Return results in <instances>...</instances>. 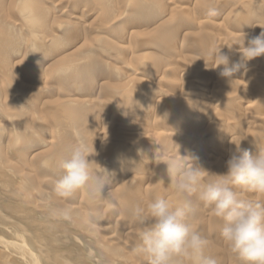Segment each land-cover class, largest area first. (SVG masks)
I'll use <instances>...</instances> for the list:
<instances>
[{
    "label": "rangeland",
    "instance_id": "374dc122",
    "mask_svg": "<svg viewBox=\"0 0 264 264\" xmlns=\"http://www.w3.org/2000/svg\"><path fill=\"white\" fill-rule=\"evenodd\" d=\"M23 1L0 0V264H147L134 251L131 208L180 199L163 162L181 155L191 166L196 157L208 182L238 148L264 149V56L242 62L239 52L244 36L247 46L264 31V0H27L39 16L37 54ZM212 47L229 55L228 67L243 66L222 77ZM81 140L93 178L58 198V162ZM101 165L111 169L105 178ZM53 206L72 218H54ZM191 222L218 264H241L209 207L200 204Z\"/></svg>",
    "mask_w": 264,
    "mask_h": 264
},
{
    "label": "clouds",
    "instance_id": "9594fccd",
    "mask_svg": "<svg viewBox=\"0 0 264 264\" xmlns=\"http://www.w3.org/2000/svg\"><path fill=\"white\" fill-rule=\"evenodd\" d=\"M208 16L218 14L214 6L208 7ZM239 43L241 61L264 56V31ZM216 67L224 65L222 77H231L243 64L229 65V55L221 48L208 51ZM89 152L81 140L68 155L58 162L59 175L54 178L53 193L61 199L70 198L93 178ZM191 157V156H185ZM189 166L183 157H170L165 162L170 177L169 189L180 199L173 203L167 197H159L146 205L136 202L131 211L140 227L139 243L134 251L146 258L147 264H218L217 259L206 253L208 241L196 230L192 219L200 204L209 207L220 218V234L231 253L241 264H264V201L243 198L237 189L264 195V149L258 155L240 150L226 162L227 172L214 175L205 182L208 171L196 160ZM48 166V162H44ZM105 185L97 177V193L102 195ZM195 197V200L191 197ZM46 199L51 200V197ZM54 218L70 220L72 210L55 206L50 213Z\"/></svg>",
    "mask_w": 264,
    "mask_h": 264
},
{
    "label": "bare ground",
    "instance_id": "6f19581e",
    "mask_svg": "<svg viewBox=\"0 0 264 264\" xmlns=\"http://www.w3.org/2000/svg\"><path fill=\"white\" fill-rule=\"evenodd\" d=\"M26 1L27 0H24L23 1V6H22V10H23V12H27L25 15H26V17H27V22H28V29H29V31H30V34H31V36H30V43H29V48H30V52L31 53H33V54H37V52H38V50H39V48L41 47V45L43 44L42 43V41H41V34H40V22H39V16L38 15H35V14H33L32 12H31V10H28V6L26 5ZM213 1V0H212ZM244 3V2H243ZM248 3V2H247ZM248 6V5H247ZM250 7V6H249ZM246 12V11H245ZM242 13V12H241ZM128 14H130V15H132V13L130 12H128ZM249 14V13H248ZM248 16V15H247ZM261 17V16H260ZM249 18V17H248ZM263 19V18H262ZM130 20V19H129ZM241 20V19H240ZM239 20V21H240ZM260 20V19H259ZM242 22V21H241ZM240 22V23H241ZM5 23V22H4ZM205 24V23H204ZM203 24V25H204ZM225 24V23H224ZM242 24V23H241ZM26 26V25H25ZM215 26V25H214ZM27 27V26H26ZM256 27V26H255ZM258 27V26H257ZM178 28V27H177ZM176 29V28H175ZM76 30V29H75ZM177 31V30H176ZM180 32V31H179ZM242 33V32H241ZM74 35V34H73ZM199 35V34H198ZM242 35V34H241ZM78 36V35H77ZM247 36V35H246ZM245 36V37H246ZM5 38V37H4ZM8 38V37H7ZM6 39V38H5ZM101 40V39H100ZM11 40H6L5 42L7 43V49H1V51H3V52H7L6 53V55H10L11 54V50H15L16 51V49H15V47L13 48L12 47V45L11 44H9V42H10ZM3 42V41H2ZM15 43V42H14ZM13 44V43H12ZM18 44V43H17ZM0 45L2 46L3 44H1V42H0ZM6 45V44H5ZM199 45V44H198ZM16 46V45H15ZM94 46V45H93ZM95 48V47H94ZM93 48V49H94ZM204 49V48H203ZM13 50V51H14ZM51 51V50H50ZM205 54V53H204ZM235 56V55H234ZM10 57V56H9ZM9 57H7V58H9ZM232 57V56H231ZM238 57V56H237ZM88 59V58H87ZM165 60L167 59V58H164ZM234 59H236V58H234ZM239 59V58H238ZM96 61V60H95ZM167 61V60H166ZM15 63V62H14ZM87 63V62H86ZM205 67V66H204ZM31 74V73H30ZM59 75V74H58ZM72 78V77H71ZM44 79V78H43ZM215 79V78H214ZM104 81V80H103ZM215 81V80H214ZM242 82V81H241ZM100 83V82H99ZM236 83V82H235ZM90 85V84H89ZM215 86V85H214ZM245 86V85H244ZM77 87V86H76ZM92 89V88H91ZM214 89V88H213ZM212 89V90H213ZM211 90V91H212ZM134 91H135V89H134ZM137 91H139L138 89H137ZM132 95V94H131ZM135 95V94H134ZM135 97V96H134ZM17 99V98H16ZM140 99H141V97H140ZM143 99H145V98H143ZM184 104V103H183ZM188 105V104H187ZM184 108V107H183ZM100 110V109H99ZM116 110V109H115ZM114 110V111H115ZM118 110V109H117ZM65 111H67V110H65ZM93 111V110H92ZM92 111H90V112H92ZM63 113H64V111H63ZM63 113H61V114H63ZM65 114V113H64ZM66 114H67V112H66ZM94 115V114H93ZM99 115V114H98ZM64 117V116H63ZM94 117V116H93ZM100 118V117H99ZM91 120V119H90ZM104 120V119H103ZM60 121V120H59ZM135 121V120H134ZM54 122H56L57 123V121H54ZM88 122V121H87ZM95 122H96V120H95ZM110 122V121H109ZM38 123V122H37ZM62 123V122H61ZM81 123V122H80ZM108 123V122H107ZM77 126V125H76ZM105 126V125H104ZM119 126V125H118ZM142 126V125H141ZM78 127V126H77ZM91 128V127H90ZM114 128V127H113ZM175 128V127H174ZM179 129V128H178ZM40 130V129H39ZM47 130V129H46ZM132 131V130H131ZM134 131V130H133ZM180 131H181V129H180ZM51 132H52V129H51ZM50 132V133H51ZM135 132V131H134ZM49 133V134H50ZM28 134V133H27ZM45 134H46V132H45ZM63 134H65V133H63ZM35 135V134H34ZM93 136V135H92ZM44 140V139H43ZM21 143V142H20ZM45 144V143H44ZM20 145V144H19ZM239 145V144H238ZM22 146H23V144H22ZM30 147V146H29ZM32 147V146H31ZM39 147V146H38ZM219 149V148H218ZM220 150V149H219ZM117 151H113V152H111V155H110V157H109V162L110 163H113V162H115L116 160H117V157H118V152L116 153ZM135 160V159H134ZM106 166V165H105ZM126 166H128V164L127 165H124V167H126ZM127 168V167H126ZM132 168V167H131ZM136 169V168H135ZM129 171V170H128ZM110 173H111V169L109 168L108 169V167L106 168V167H103L102 165H101V168H100V170H99V174H100V177L101 178H105L106 176H108V175H110ZM97 175V174H96ZM47 178V177H46ZM108 179V178H107ZM51 180V179H50ZM97 180V179H96ZM103 181V180H102ZM115 181V180H114ZM134 181V180H133ZM21 183V182H20ZM129 185V184H128ZM126 186V185H125ZM93 191V190H92ZM40 197V196H39ZM44 201V200H43ZM41 202V201H40ZM55 204V203H54ZM73 204V203H72ZM54 207V206H53ZM47 208V207H46ZM85 211V210H84ZM88 213V212H87ZM86 215V214H85ZM106 216V215H105ZM7 241V240H6ZM2 242H4V241H2ZM11 243V242H10ZM112 250V249H111ZM5 251V250H4ZM118 255V254H117ZM124 264V263H123Z\"/></svg>",
    "mask_w": 264,
    "mask_h": 264
}]
</instances>
